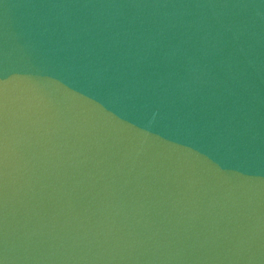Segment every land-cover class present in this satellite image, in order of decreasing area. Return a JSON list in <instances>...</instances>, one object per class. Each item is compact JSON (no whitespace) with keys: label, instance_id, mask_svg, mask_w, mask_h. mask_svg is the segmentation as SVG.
<instances>
[{"label":"water","instance_id":"water-1","mask_svg":"<svg viewBox=\"0 0 264 264\" xmlns=\"http://www.w3.org/2000/svg\"><path fill=\"white\" fill-rule=\"evenodd\" d=\"M0 264H264V0H0Z\"/></svg>","mask_w":264,"mask_h":264}]
</instances>
